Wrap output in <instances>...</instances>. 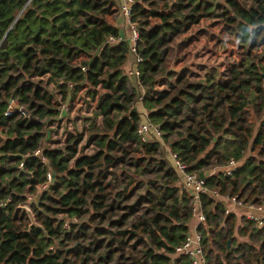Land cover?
I'll list each match as a JSON object with an SVG mask.
<instances>
[{"label":"trees","instance_id":"16d2710c","mask_svg":"<svg viewBox=\"0 0 264 264\" xmlns=\"http://www.w3.org/2000/svg\"><path fill=\"white\" fill-rule=\"evenodd\" d=\"M115 12V0H0V264H190L175 247L191 197L170 153L204 175L208 263L264 264V226L237 223L223 199L264 204V0H133L138 64ZM202 20L235 44L223 70L175 66L210 31ZM79 96L96 103L76 120ZM9 101L20 110L6 115ZM146 117L160 138L138 135Z\"/></svg>","mask_w":264,"mask_h":264},{"label":"built area","instance_id":"2783aa9c","mask_svg":"<svg viewBox=\"0 0 264 264\" xmlns=\"http://www.w3.org/2000/svg\"><path fill=\"white\" fill-rule=\"evenodd\" d=\"M133 0H123L122 5L120 6V10L122 15H124L129 22L130 27V35H129V42L131 45V52L135 56V63L138 64L141 61L140 56H136V49L135 45L138 39V27L135 21L130 20V12H131V5ZM119 40V39H118ZM86 70V67L83 68ZM128 74H135L138 75L139 71L137 68L134 70H130ZM137 102L135 106H141V96H138L136 99ZM64 106L61 108L63 110ZM12 109H14L11 105H9L6 115L10 114ZM19 109V108H18ZM20 110V109H19ZM143 114L147 116L148 110L142 107ZM21 113L25 114V112L21 111ZM149 130H153L155 135L160 138V130L157 125H153L147 120L139 122L137 133L141 137L142 140H146L144 137L145 133ZM33 156L39 158V161L43 164L46 163V158L42 155L41 149H37L33 152ZM171 159L174 163L175 168L178 170L182 177V187L183 189L187 190L190 197H191V218L192 223L190 225L189 231L186 233L184 240L175 247V253L179 255H183L186 257L190 264H209L206 258V254L203 248V238L201 233L198 231V226L205 222V215L202 211V205L200 202V193L208 192L207 187L205 186V178L200 177L194 173H190L187 171V165L182 163L175 153H170ZM22 163L19 164L21 167ZM239 161L230 160L226 167H224L221 172L224 176H231L234 173V170L238 167ZM47 182L50 181L51 174L48 172L46 175ZM47 182L42 184L40 188L44 189L47 186ZM39 188V189H40ZM211 194L215 197H220L217 191H211ZM35 196L28 195L27 202L31 201ZM223 199L229 205L233 206H240L245 207L248 209L247 214L244 216L246 220H250L254 223L255 227H263L264 226V217L259 215V211L263 210V205L256 204L252 201H246L243 198H239L237 195L233 196H225ZM226 213H230V207H226ZM258 212V213H257ZM67 226V225H66Z\"/></svg>","mask_w":264,"mask_h":264},{"label":"rangeland","instance_id":"374dc122","mask_svg":"<svg viewBox=\"0 0 264 264\" xmlns=\"http://www.w3.org/2000/svg\"><path fill=\"white\" fill-rule=\"evenodd\" d=\"M120 12H121V10H120ZM211 23L212 22H209L207 20H204V21L202 20L200 23V26L197 25L198 27L205 26L210 31L205 32L203 30H200L198 32L201 35L200 38H196L192 42V44H190L189 49L187 50V52L185 54L180 53L181 55H179L181 57H187V58L183 59L184 62L182 60L176 62L175 66H178L180 63L181 64L184 63L185 66H188V67L191 65H200V64L205 65V64H207L211 67H215V68H218L219 70H223L225 67H227V65L232 64L231 62H228V60H225V58H236V60H237L235 44L231 41H229L228 43L227 42L223 43L222 40L220 39V37H223L224 34L221 33L222 31H221L220 26L218 27L216 24H211ZM213 33H215V34H213ZM213 46H216V48H218V51L211 50V48ZM222 55H223V57H222ZM75 100H76V105L72 104V106H74V107L70 112L71 118H74L77 120L80 116L90 115V113H92L94 111L93 108L95 107L96 98L93 100L90 96H87L86 98L79 96V98H77ZM59 101L63 102L61 107H59L60 109L63 106H64V108H67V106L69 105L68 100L61 101L59 99ZM11 102L12 101H10V105L13 108H15L13 106V103H11ZM62 122H63L62 124L64 125L65 121L62 120ZM66 124L68 125V127L71 130L72 129L71 121H68ZM64 131H65V129H64ZM60 136L62 137L61 132H60ZM248 153L249 152H247V154ZM29 195H31V194H29Z\"/></svg>","mask_w":264,"mask_h":264},{"label":"crops","instance_id":"0c3cea01","mask_svg":"<svg viewBox=\"0 0 264 264\" xmlns=\"http://www.w3.org/2000/svg\"><path fill=\"white\" fill-rule=\"evenodd\" d=\"M122 3H123V0H115L116 12L113 16L109 18V20H111L114 23V25H116L119 28V33H118L119 36L116 37L115 40L129 41V35H130L129 22H128V19L124 15H122V13L120 12V6L122 5ZM134 58L135 56L132 53V56L129 61L132 62ZM126 68H127V71L131 69V67L130 68L126 67ZM225 203H226V207H230V211H231L230 213L234 214L235 221L237 223H239L242 219L245 220L244 216L247 214L248 209H246L245 207L229 205L227 204V202ZM262 207H263V210L259 211V215H262L264 217V204Z\"/></svg>","mask_w":264,"mask_h":264},{"label":"water","instance_id":"95a60500","mask_svg":"<svg viewBox=\"0 0 264 264\" xmlns=\"http://www.w3.org/2000/svg\"><path fill=\"white\" fill-rule=\"evenodd\" d=\"M170 69H171V70H174V71L177 70L176 68H174V63H171V65H170ZM9 102H10V101H9ZM13 106H14L16 109L19 108V105H17V104H13ZM199 176H200V177H204L203 173H200ZM21 207H22L24 210H26V211L28 212V215H29V217H30L31 223H32V224H36V222H35V220H34V216H33L32 212H31V210H30L27 206H25V205H23V206H21ZM229 244H230V240L227 241V248H229Z\"/></svg>","mask_w":264,"mask_h":264}]
</instances>
